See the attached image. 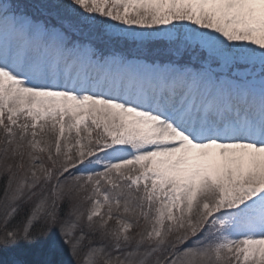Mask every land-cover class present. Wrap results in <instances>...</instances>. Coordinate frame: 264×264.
<instances>
[{"label": "snow or ice", "instance_id": "6c2138e0", "mask_svg": "<svg viewBox=\"0 0 264 264\" xmlns=\"http://www.w3.org/2000/svg\"><path fill=\"white\" fill-rule=\"evenodd\" d=\"M0 264H264V0H0Z\"/></svg>", "mask_w": 264, "mask_h": 264}, {"label": "rangeland", "instance_id": "374dc122", "mask_svg": "<svg viewBox=\"0 0 264 264\" xmlns=\"http://www.w3.org/2000/svg\"><path fill=\"white\" fill-rule=\"evenodd\" d=\"M110 23H114V22H110Z\"/></svg>", "mask_w": 264, "mask_h": 264}]
</instances>
